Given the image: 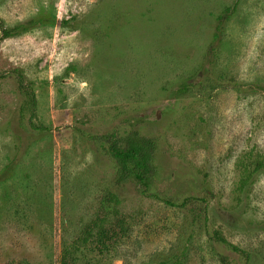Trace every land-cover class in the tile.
Masks as SVG:
<instances>
[{"label":"rangeland","instance_id":"1","mask_svg":"<svg viewBox=\"0 0 264 264\" xmlns=\"http://www.w3.org/2000/svg\"><path fill=\"white\" fill-rule=\"evenodd\" d=\"M109 192L126 235L80 264H264V0H0V264H60Z\"/></svg>","mask_w":264,"mask_h":264},{"label":"trees","instance_id":"2","mask_svg":"<svg viewBox=\"0 0 264 264\" xmlns=\"http://www.w3.org/2000/svg\"><path fill=\"white\" fill-rule=\"evenodd\" d=\"M237 7L226 10L220 19L229 20ZM19 31L18 28L3 30V37L13 36ZM224 30L218 28L215 35L216 40L222 39ZM33 106L36 107L37 99L32 92ZM157 143L152 138L140 136L138 133H131L125 139L124 146L112 143L110 153L119 164V182L134 179L143 191L149 189L156 175L155 152ZM169 205H177L166 200ZM104 203L108 209L96 214L85 226L80 234L71 242L65 243L62 248L60 264H80L79 254L88 247L96 246L101 252L110 250V247L117 243L126 235L127 218L121 213L119 199L114 193H107ZM183 206L186 203L182 204ZM222 241L226 239L221 237ZM234 250L241 251L237 246H232Z\"/></svg>","mask_w":264,"mask_h":264}]
</instances>
